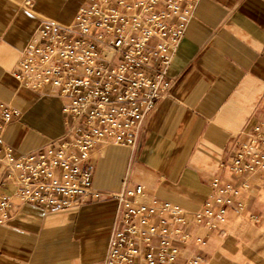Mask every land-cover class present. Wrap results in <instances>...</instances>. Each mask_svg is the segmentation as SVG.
I'll return each mask as SVG.
<instances>
[{
  "label": "crops",
  "instance_id": "0c3cea01",
  "mask_svg": "<svg viewBox=\"0 0 264 264\" xmlns=\"http://www.w3.org/2000/svg\"><path fill=\"white\" fill-rule=\"evenodd\" d=\"M88 1L0 0V101L20 110L5 125L0 146L26 154L63 136L62 98L21 85L16 72L44 19L69 24ZM167 75L166 94L139 121L135 146L94 150L93 187L140 184L189 210L191 223L174 241L181 255L173 264L264 262V171L233 174L222 165L264 117V0H199ZM1 156L0 191L8 193L14 184L5 180ZM214 177L238 186V194L223 221L211 225L196 214L211 198ZM117 225L113 198L66 208L13 205L0 224V264L99 263Z\"/></svg>",
  "mask_w": 264,
  "mask_h": 264
},
{
  "label": "built area",
  "instance_id": "2783aa9c",
  "mask_svg": "<svg viewBox=\"0 0 264 264\" xmlns=\"http://www.w3.org/2000/svg\"><path fill=\"white\" fill-rule=\"evenodd\" d=\"M198 1L89 0L67 25L42 21L25 45L16 78L31 90L57 92L65 131L26 154L0 146L5 180L14 184L11 192L0 191V224L13 205L66 208L113 198L118 225L103 260L76 264H173L180 257L174 241L191 223L189 210L147 194L140 184L122 181L118 191L96 189L89 160L97 146H135L139 121L166 94L168 66ZM19 114L17 107L0 101V137ZM222 165L233 174L264 171V117ZM211 184V198L196 216L215 225L223 221L238 186L218 177Z\"/></svg>",
  "mask_w": 264,
  "mask_h": 264
},
{
  "label": "rangeland",
  "instance_id": "374dc122",
  "mask_svg": "<svg viewBox=\"0 0 264 264\" xmlns=\"http://www.w3.org/2000/svg\"><path fill=\"white\" fill-rule=\"evenodd\" d=\"M67 24H68V23H67ZM67 24H66V25H67ZM260 264H264V262L262 261Z\"/></svg>",
  "mask_w": 264,
  "mask_h": 264
}]
</instances>
